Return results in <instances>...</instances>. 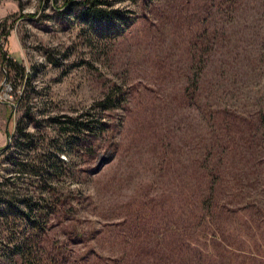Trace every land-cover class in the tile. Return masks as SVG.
<instances>
[{
	"label": "rangeland",
	"instance_id": "obj_1",
	"mask_svg": "<svg viewBox=\"0 0 264 264\" xmlns=\"http://www.w3.org/2000/svg\"><path fill=\"white\" fill-rule=\"evenodd\" d=\"M86 1L0 0V185L44 206L32 211L44 227L33 232L0 207V264L21 263L14 243L29 233L47 264H105L122 252L129 264L172 263L138 248L184 216L210 152L231 208L264 210V0H105L123 16L115 33L80 16ZM115 88L120 105L99 113L105 130L94 141L48 119L93 114ZM220 106L236 114L227 128ZM20 122L34 141L22 152ZM47 158L42 178L15 164ZM234 221L244 236L223 235L218 264H264V230Z\"/></svg>",
	"mask_w": 264,
	"mask_h": 264
},
{
	"label": "trees",
	"instance_id": "obj_2",
	"mask_svg": "<svg viewBox=\"0 0 264 264\" xmlns=\"http://www.w3.org/2000/svg\"><path fill=\"white\" fill-rule=\"evenodd\" d=\"M105 0H87L85 3H81L80 16L87 19L93 27L100 32L115 33L119 29V23L123 20V16L117 9L106 10L102 7L105 4ZM1 49V48H0ZM2 59L5 60L3 53ZM203 64L205 59L202 60ZM193 85H196L193 83ZM194 91L196 90L195 87ZM120 89H111L110 93H107L102 99L98 100L95 104L97 112L93 114H79L77 116H67L64 119H57L56 117L48 116L50 121L55 122L58 128L68 137L77 140L78 142L85 143V139L82 140L81 134H86L88 137H92L94 141L104 130L105 123L101 119V115L105 110L112 108H117L120 105L119 98H115ZM185 96L187 98L192 97L188 93V88H185ZM223 107V108H221ZM224 112V128L228 126L229 116L233 114V111L228 107L220 106ZM219 108V109H220ZM213 111L215 114L219 111ZM232 110V109H231ZM29 114V112H27ZM98 115L96 116V114ZM85 116V117H84ZM17 138L15 141V147L19 151H23L24 147H33L34 141L32 140L33 134L27 130L26 123L20 122L16 127ZM219 138L216 136V141ZM215 146V145H214ZM3 148H0V150ZM215 158V152L207 154V158L201 162L200 166L203 169L202 176L205 182H190L189 192L186 196V202L184 203L185 210L184 216L181 219H175L168 226L165 233L156 231L148 233L152 234L153 240L155 241L153 247H148L146 242L145 245H141L138 248L137 255L143 253L142 249H146L147 252H154L151 250H156V252H167L172 263L164 262L165 264H218L220 254L218 250L220 249V244L223 242L224 236L228 235L235 237L240 235L243 237L242 233L238 232V227L235 225L234 216L237 213L239 218L244 219L245 222L254 223L256 219V228L264 230V210L258 209L260 214L257 216L252 214H244V212H238V210H233L231 208L232 202L225 197L227 192H223V182L222 181V169L220 164L217 163ZM220 158V157H219ZM218 158V159H219ZM48 158L43 162V166H35L32 162H27L20 160L15 164L18 166V171L20 173L29 174L32 176L44 177L48 174V169L50 166L46 164ZM3 185H0V207L8 212L12 213L18 219H21L29 228L33 230L38 226L40 230L44 227L37 224L35 216L32 215V211L35 209L43 211V207L40 202H32L31 199L17 200L13 196L9 197L3 190ZM228 188H226L227 190ZM20 202V203H19ZM18 204H26L27 210H22ZM157 207V205H156ZM14 217V218H15ZM40 218V216L38 217ZM144 217H141V220ZM255 218V219H254ZM42 227V228H41ZM238 232V234H235ZM145 233V232H144ZM148 233H145L149 235ZM13 236H11L12 241H14L18 234L13 230ZM23 233L21 232V235ZM35 234H23L20 237L19 242L14 243L15 254L20 257V264H47L43 260H40L39 252L44 250L43 246L40 245ZM133 234H129L125 241H129ZM216 240H220L219 242ZM202 241V242H201ZM257 250V249H254ZM155 253V252H154ZM254 252L250 251V255ZM39 255V257L37 256ZM125 253L117 254L114 258H110L105 264H129L130 262L125 261ZM157 259V255H154ZM169 258H165L166 260ZM244 258H247L246 256ZM57 257L52 256L50 258L51 262H57ZM160 259V255H159ZM150 264V263H148ZM154 264V263H151ZM222 264H247L245 261L240 259L227 258L226 262Z\"/></svg>",
	"mask_w": 264,
	"mask_h": 264
}]
</instances>
